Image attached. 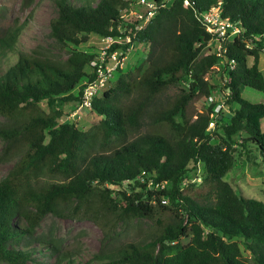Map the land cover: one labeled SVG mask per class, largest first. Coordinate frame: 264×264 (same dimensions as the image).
<instances>
[{
	"label": "trees",
	"instance_id": "16d2710c",
	"mask_svg": "<svg viewBox=\"0 0 264 264\" xmlns=\"http://www.w3.org/2000/svg\"><path fill=\"white\" fill-rule=\"evenodd\" d=\"M217 2L220 17L238 30L221 57L202 41L197 19ZM130 3L54 0L48 36L66 55L19 52L0 72V161L14 160L0 178V263L264 264V202L238 195L223 179L241 150L264 161V105L240 95L243 88L264 92V0H172L130 38L147 46L144 65L119 72L91 99L97 122L84 130L58 122L61 105H77L74 89L93 74L95 51L76 47L91 34L132 29L121 17ZM20 28L0 31L1 56ZM214 65L219 84L204 77ZM180 82L187 88L164 97ZM198 96L201 109L188 110ZM198 165L202 188L183 192ZM47 215L92 222L99 250L77 260L51 233H36ZM141 219L156 224L147 238L113 245Z\"/></svg>",
	"mask_w": 264,
	"mask_h": 264
},
{
	"label": "rangeland",
	"instance_id": "374dc122",
	"mask_svg": "<svg viewBox=\"0 0 264 264\" xmlns=\"http://www.w3.org/2000/svg\"><path fill=\"white\" fill-rule=\"evenodd\" d=\"M139 8V7H136ZM54 0H0V31L10 29L12 26H20V31L14 42L12 50L0 55V72H3L11 65L19 52L47 51L53 55L65 56V51L60 50L48 36V21L55 15ZM128 14L125 17L128 18ZM98 37L95 34L89 36L88 41L78 45L76 48L85 52H94L96 49ZM209 40V39H208ZM211 46V41L208 42ZM212 48V47H210ZM147 46L136 44L126 55V60L122 71L134 68L136 65H144L145 52ZM247 65L251 64V58H247ZM258 68L264 73V53L258 60ZM88 70V67H85ZM121 72V71H120ZM119 72H115L111 78L113 81ZM210 83L219 84L223 75L220 73L219 65H214L204 76ZM185 82L176 83L166 89L164 97H174L180 93V90L186 89ZM241 97L250 102H260L264 105V92L243 88ZM223 99V97H221ZM205 101L204 96H198L189 103L188 110H199ZM40 106L45 108V103L40 102ZM234 106H231L233 108ZM224 109L225 118L229 115L226 107ZM62 116L58 122H72L79 129H86L91 124L97 122L99 116L90 108H80L73 102H66L61 105ZM4 118L0 116V124ZM261 129L264 131V118L261 119ZM144 129H147L145 127ZM2 141L0 140V148ZM238 148V147H237ZM235 151V147L233 149ZM12 160L0 161V178L6 173L13 163ZM195 172H190L191 176L181 183L183 192L193 193L202 188L201 167H195ZM193 173V174H192ZM223 179L241 196L254 198L264 202V161L260 157H249L244 155L243 151L235 153V161L230 170H228ZM113 193L119 189L114 186ZM191 189V190H190ZM190 190V191H189ZM156 224L148 219H141L137 223L125 226L120 230L113 245H120L130 240L147 238L149 232L153 231ZM36 233L47 234L58 238L61 248L66 251L76 252L77 260L85 261L91 258L99 250L101 232L88 220H72L67 218H56L45 216L35 229ZM73 254V253H72ZM51 260V259H50ZM96 262V261H95ZM3 264V263H0ZM34 264V263H28Z\"/></svg>",
	"mask_w": 264,
	"mask_h": 264
},
{
	"label": "built area",
	"instance_id": "2783aa9c",
	"mask_svg": "<svg viewBox=\"0 0 264 264\" xmlns=\"http://www.w3.org/2000/svg\"><path fill=\"white\" fill-rule=\"evenodd\" d=\"M130 8L121 17L131 28L118 29L115 35L98 36L95 55L89 60L88 66L91 69L92 77L84 78L74 90L79 92L77 108H90L92 98L99 96L111 83V78L115 72L122 71L126 60L127 52L133 48L130 42L131 36L138 29H141L151 19L160 8L168 7L172 0H129ZM187 0H183V5ZM220 2L210 6L207 10L198 13L197 19L204 27V31L209 34L211 46L209 52L218 57L225 52L224 43L237 33V28L225 19L220 17ZM139 7V8H136ZM128 14V18L125 17ZM211 101V97L207 99ZM221 104L213 108V113L218 112ZM212 113V114H213ZM212 122L208 126H211Z\"/></svg>",
	"mask_w": 264,
	"mask_h": 264
},
{
	"label": "water",
	"instance_id": "95a60500",
	"mask_svg": "<svg viewBox=\"0 0 264 264\" xmlns=\"http://www.w3.org/2000/svg\"><path fill=\"white\" fill-rule=\"evenodd\" d=\"M209 34L207 32H202V41H207L209 39Z\"/></svg>",
	"mask_w": 264,
	"mask_h": 264
}]
</instances>
